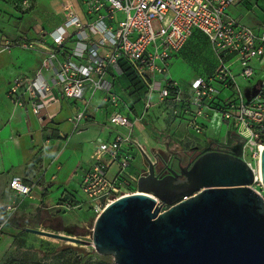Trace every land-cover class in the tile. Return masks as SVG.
Here are the masks:
<instances>
[{
	"label": "built area",
	"instance_id": "built-area-1",
	"mask_svg": "<svg viewBox=\"0 0 264 264\" xmlns=\"http://www.w3.org/2000/svg\"><path fill=\"white\" fill-rule=\"evenodd\" d=\"M235 1L79 0L81 15L74 5L67 4L63 21L47 33L53 47L40 68L30 77H14L7 97L14 105L38 115L59 96L83 98L89 87L93 92H104L103 100L116 108L120 100L110 92L111 83L106 76L111 68L122 64L142 83L147 95L156 93V103L169 117L179 119L195 136L202 133L204 126L198 119L206 116L205 110H219L233 133L242 138L243 159L246 161L244 152L248 151V156L258 161L264 146V76L249 95L240 90L235 77L249 81L254 76L256 69L251 60L261 62L264 72V32L257 33L228 15V7ZM21 3L25 5L28 0ZM194 30L205 36L218 62L209 74L192 78L187 90H183L175 80L164 77L168 59L177 55ZM70 40L69 56L56 62L57 54ZM9 48L6 41L0 50ZM233 66H237V73ZM224 89H231L232 93L222 99L219 93ZM144 103L147 107L149 99ZM84 118L85 111L80 110L71 119L78 126ZM107 122L119 127L133 125L129 116L118 110L108 115ZM197 139L196 136V143ZM144 155L158 163L157 153L151 157L128 135H117L97 145L80 184L95 211L136 189L138 177H132L129 166L140 157L141 174L146 172ZM111 165L116 166L114 172H110ZM251 168V186L264 197L256 168ZM9 187L23 195L30 190L17 177L11 178ZM60 206L69 211L80 204L69 199ZM167 207L163 205L161 210Z\"/></svg>",
	"mask_w": 264,
	"mask_h": 264
},
{
	"label": "crops",
	"instance_id": "crops-1",
	"mask_svg": "<svg viewBox=\"0 0 264 264\" xmlns=\"http://www.w3.org/2000/svg\"><path fill=\"white\" fill-rule=\"evenodd\" d=\"M51 1L28 0L24 5L22 0H0V47L6 41L10 45L8 50H0V264L6 261L12 250L19 251L21 245L17 242L20 238L38 235L26 231V228L57 232L53 225L56 221H65L69 215L79 213L86 203H90L80 184L90 166L91 155L100 142L111 141L117 135H128L147 154L161 149L166 143L181 142L188 144L189 148L196 144V136L184 123L169 117L163 106L156 103V93L147 95L146 88L138 79L124 73L127 70L122 64L111 68L106 76L111 83L110 92L120 100L116 108L103 100L104 92H93L89 87L83 98L59 96L38 115L14 105L7 97L10 81L17 76L30 77L40 68L42 59L53 47L47 33L65 18L64 6L72 4L80 15L82 13L79 0H67L59 13L53 10ZM227 13L255 32H264V0H236L228 7ZM34 16L41 19L39 24L34 25ZM195 35L196 39L201 35L205 38L194 30L177 57L186 58ZM25 44L31 46L26 47ZM71 44L70 40L63 45L56 62L69 56ZM197 44L206 59L196 72L181 81L179 85L183 90H187L192 78L209 74L218 62L208 41L207 45ZM251 61L263 77L261 62ZM258 81L246 88L253 92ZM242 92L245 94V89ZM222 95V99L228 97ZM147 98L149 103L145 107ZM213 109H207L206 117L201 120L205 129L197 140L200 143H227L226 135L233 133L229 125L219 140L208 130L214 117L208 110ZM80 110L85 111V118L75 126L71 118ZM113 110L128 115L133 121L132 127L110 125L107 118ZM163 138L166 139L164 143ZM129 150L136 153L135 149ZM142 166L140 157L131 162L129 172L132 177L142 173ZM115 170L116 166L111 165L110 172ZM13 177L30 188L27 195L9 187ZM69 199L79 203L80 207L64 210L60 203Z\"/></svg>",
	"mask_w": 264,
	"mask_h": 264
},
{
	"label": "water",
	"instance_id": "water-1",
	"mask_svg": "<svg viewBox=\"0 0 264 264\" xmlns=\"http://www.w3.org/2000/svg\"><path fill=\"white\" fill-rule=\"evenodd\" d=\"M230 138L225 150L208 146L178 170L144 155L136 191L99 211L90 240L26 231L92 246L114 264H264V197L251 186L241 136ZM258 166L264 188V146Z\"/></svg>",
	"mask_w": 264,
	"mask_h": 264
},
{
	"label": "rangeland",
	"instance_id": "rangeland-1",
	"mask_svg": "<svg viewBox=\"0 0 264 264\" xmlns=\"http://www.w3.org/2000/svg\"><path fill=\"white\" fill-rule=\"evenodd\" d=\"M66 1L67 0H52L51 3L53 10L56 13L61 12L63 4ZM73 3L77 5L75 1ZM34 18L36 19L34 20V25H36V23L39 24L41 19L35 16ZM196 43L207 45V40L202 37V35L196 39L195 35L193 41L190 42L191 46L189 49L191 51L188 52L186 58H183L182 56L180 58L177 56L169 58L167 62V75L164 77L165 79H172L178 84H181V81L188 79V77L191 76V73L193 74L200 68V65L206 59V56L205 53L202 52L203 50L201 47H196ZM255 69L257 70V67H255ZM233 72H238L237 66H233ZM261 78L262 74L255 71L254 76L249 81H246L240 76H236L235 81L241 91L245 89V92L250 94L252 90L247 89L246 87L253 85L256 80H260ZM221 93L224 97L229 96L232 93V90L224 89L219 93V96ZM205 112H207V110H205ZM208 112L210 115H214L209 122L208 130L210 133L214 134L212 135L216 140H219L224 136L225 128L228 127V124L222 119L219 110L213 109L208 110ZM205 117L199 118V122L203 124V121L201 120ZM204 129L205 128L203 127L202 133L204 132ZM190 132L194 133L193 131ZM201 134H196V136H200ZM229 134L230 132L226 135L227 141L229 140ZM162 141V143H164L166 139L163 138ZM203 143L204 142H198L192 148H189L190 146L188 144L184 145L181 142L166 143L163 144L161 149H157L156 151L159 153L158 155L166 161H169L175 154L181 158H188L190 155H195L196 150L200 148ZM156 151L148 152V155L153 157ZM248 155V151H245L244 157L246 161L250 162L253 168H256L257 160ZM135 191L136 189L131 192ZM261 193L264 195V188L261 189ZM98 213L99 212L95 211L90 203H86L85 208L79 213H72L65 221H56L55 224H53L56 229L55 231L65 235H73L84 240H90L94 219ZM19 240L17 243L21 245V248L19 251L12 250L11 254L3 264H74L76 257L78 258L79 264H114L111 255L98 254L94 251L93 247L89 245L79 247L78 245L67 244L61 239L38 235H34V237L20 238Z\"/></svg>",
	"mask_w": 264,
	"mask_h": 264
},
{
	"label": "flooded vegetation",
	"instance_id": "flooded-vegetation-1",
	"mask_svg": "<svg viewBox=\"0 0 264 264\" xmlns=\"http://www.w3.org/2000/svg\"><path fill=\"white\" fill-rule=\"evenodd\" d=\"M232 134V133H231ZM231 134L229 135V140H228V142L227 143H224L223 145H222V147L220 146L221 144H219L218 142H212V141H203L204 143L202 144V146L200 147V148H198L197 150H196V154L195 155H193V156H188V158H181L180 156H178V155H173V157L169 160V161H166V160H164L161 156L158 158V164L160 165V164H169V165H171V164H173V168L175 169V170H178V167L179 166H184L188 161H192L195 157H197L199 154H200V152H201V150L202 149H204V148H206V147H208V146H210L212 149H222V150H225L226 149V145H232V144H234V140H232L230 137H231Z\"/></svg>",
	"mask_w": 264,
	"mask_h": 264
},
{
	"label": "bare ground",
	"instance_id": "bare-ground-1",
	"mask_svg": "<svg viewBox=\"0 0 264 264\" xmlns=\"http://www.w3.org/2000/svg\"><path fill=\"white\" fill-rule=\"evenodd\" d=\"M256 175L257 177H259V166H258V161H257V167H256ZM64 241V240H63ZM67 244L73 245V242H69V241H64Z\"/></svg>",
	"mask_w": 264,
	"mask_h": 264
},
{
	"label": "trees",
	"instance_id": "trees-1",
	"mask_svg": "<svg viewBox=\"0 0 264 264\" xmlns=\"http://www.w3.org/2000/svg\"><path fill=\"white\" fill-rule=\"evenodd\" d=\"M124 73H126V75H128V76H131L130 78H134V76L130 73V72H124ZM74 264H79V261H78V258L76 257L75 258V263Z\"/></svg>",
	"mask_w": 264,
	"mask_h": 264
}]
</instances>
